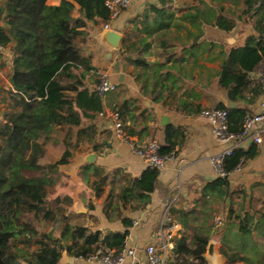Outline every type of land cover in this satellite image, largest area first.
Masks as SVG:
<instances>
[{
	"label": "trees",
	"instance_id": "obj_1",
	"mask_svg": "<svg viewBox=\"0 0 264 264\" xmlns=\"http://www.w3.org/2000/svg\"><path fill=\"white\" fill-rule=\"evenodd\" d=\"M74 1L80 4L85 20L107 22L110 19L111 11L105 0ZM159 1L161 6L151 5L144 14H156L153 20L156 28H169L171 15L175 12L167 7V3L172 0ZM221 1L217 0L211 6L204 0H193L191 10L183 13V19L198 20L200 25L210 23L226 32L236 29L241 21L252 26L255 33L243 45L231 46L225 52L218 73L219 84L227 89L229 99L240 100L251 85L250 73L264 61V0H227L235 5V10H232V5L227 8ZM74 7L72 0H62L58 5L49 4L48 0H7L5 5L0 6V21L6 25L0 26V41L5 46L14 42L11 82L19 95L18 108L5 113L6 121L0 127V264H23L17 262L21 257L27 264H58L64 252L75 257L85 256L100 245L119 251L125 246L129 227L133 224L131 217L121 213L120 219L126 227L124 231H94L83 225H73L64 216V225L58 237L40 232L36 224L37 221L57 219L56 209L48 206L47 195L49 187L56 186L60 181V165L72 155L68 141L72 135L71 128L79 126L83 118H93L104 110L103 95L87 84V78L95 73V68L77 44L76 37L83 33L78 27L86 21L75 22L72 16ZM144 42L145 46L149 45L147 40ZM123 46L125 51L133 49V45L126 42ZM137 50L139 54L144 51L142 48ZM136 61L145 69L151 67V71L145 73L146 78L156 83L161 78L173 77V66L159 62L151 66L140 56ZM172 80L175 82L176 77ZM252 91L254 95L248 99L249 102L255 100L263 87L260 83L255 84ZM129 106L130 101H126L115 109L125 123L126 132L130 135L147 133L150 114L144 119L146 109L137 107L132 110ZM216 107L228 110L230 129L233 131H240L245 117L250 114L223 104ZM138 116L142 117L140 129L136 123ZM234 118L242 119L239 129L232 126ZM65 128L66 148L62 158L44 162L46 144L56 141L57 132ZM180 138H184L182 129L169 124L166 143L160 146L159 154L163 157L177 155L176 145ZM258 153L257 143L237 148L223 163L227 175L205 183L191 208L175 211L183 230L176 238L175 255L167 264H209L205 257L207 245L214 227H221L213 222L216 204L227 205V218L238 221V233L245 238V248L251 245L253 249L251 255L245 256L228 254L224 248L221 252L227 254L230 261L240 259L246 264H264V243L254 235L256 219L258 223L264 221V212H259V216L252 214L244 205L245 192L233 189L229 180L230 173ZM86 170L93 171L97 176L98 186L105 184L106 177H102L104 171L101 168L86 163ZM159 175L160 169L148 166L140 176L127 178L121 185L119 200L124 204L131 203V210L143 209L151 202V193L157 187ZM236 198H242L240 209L235 208ZM64 200L70 201L67 197ZM61 201L63 199L58 196L54 200L55 205L59 207ZM58 210L61 211V208ZM199 212L200 216L197 215ZM258 228L264 235V227ZM20 239L25 246L34 242L38 247L32 252L23 251L17 244Z\"/></svg>",
	"mask_w": 264,
	"mask_h": 264
},
{
	"label": "crops",
	"instance_id": "obj_2",
	"mask_svg": "<svg viewBox=\"0 0 264 264\" xmlns=\"http://www.w3.org/2000/svg\"><path fill=\"white\" fill-rule=\"evenodd\" d=\"M61 1L48 0V3L58 5ZM72 1L75 5L72 11L75 22L85 20L80 4ZM182 1L189 3L188 6H181ZM204 1L211 6L217 3V0ZM6 2L7 0H0V6ZM192 2L193 0L168 1L167 7L175 12L171 15L172 24L169 28H156L153 22L156 14L144 12L151 5L161 6L160 1L134 0L112 22L114 30L123 36L120 49H113L104 42L102 35L107 30L104 28L105 21L85 20L86 23L78 27L83 33L76 37L77 44L95 68V73L87 78L88 86L94 89L100 76L107 74L111 81L117 83V88L103 96L104 114L97 113L93 118H83L79 126L71 128L72 135L68 141L72 155L60 165V181L54 187L55 199L58 196L63 199L59 207L56 205L55 208H61V215H57L61 226L59 225L58 232H46L49 236H60L64 216L68 218L69 223L83 225L94 231H124L126 227L119 216L122 213L133 220L129 227L128 243L144 244L158 226L167 204H173L172 212L178 220L175 211L191 208L195 198L200 195L202 186L220 176L211 158L222 150L223 145L216 139L209 119L201 112L218 104L242 109L246 113H254L260 109L264 91L254 101H248L254 95L252 88L259 84L256 70L250 73L251 85L243 92V98L240 100L229 99L227 89L219 84L218 75L225 52L231 46L243 45L255 32L250 24L243 21L231 32L214 27L210 23H202L198 27V20L183 19V13L191 10ZM221 3L227 8L232 5V10H235V5L229 1L222 0ZM239 8L238 6L237 10ZM0 26L6 27L4 21H0ZM230 38H233L234 42H229ZM145 40L149 42L148 46H145ZM166 41L168 43H165ZM125 42L133 45L132 51H125ZM13 45L14 42L9 43L5 51L0 53V123L6 121V112L18 108L19 95L11 82L14 66ZM137 48H142L145 52L139 54ZM138 56L145 58L151 66L157 62L173 66V77L161 78L158 83L146 78L145 73L151 71V67L145 69L144 65L137 63ZM174 77L175 82L172 80ZM165 83L168 84L167 87ZM126 101H130L129 107L132 110L137 107L146 109L144 119H147L148 114L151 116L147 119L148 132L136 135L140 143L156 139L160 146L164 145L169 124L180 127L184 133V138L178 139L176 145L177 155L169 158L165 167L160 170L157 187L151 193V202L139 210H131V203L121 202L118 194L127 178L140 176L148 165L128 142L116 136L113 120L107 115L110 110L123 106ZM139 113L136 112L137 115ZM163 116L169 117L168 124L162 122ZM141 120L140 116L136 119L138 129L142 127ZM233 120L232 126L239 129L242 119ZM61 131L64 133L57 136L56 141L46 144V148L53 146L59 154L51 157L50 150L46 149V160L42 158L44 162L62 158L66 148L64 142L67 128ZM258 146L259 153L255 157L248 159L229 174L231 187L245 192L244 205L256 216L260 215L259 212H264V131L263 142ZM90 152L96 153L93 162L85 161ZM86 163L104 171V185L98 186V178L93 171H84ZM66 197L69 202L64 200ZM236 200L235 208L240 209L243 206L242 198ZM220 207L223 208L217 204L214 206L216 216L213 222L218 224L216 217L220 216L223 221L221 227H214L211 234L219 253L223 254L221 249L224 248L228 254L251 255V245L245 248V238L238 233V221L227 218V205L222 209L223 214H219ZM197 215L200 216L201 213ZM136 220L139 222L137 225L134 224ZM258 227L263 228L264 221L258 223L256 219L254 231L255 238L264 243V235ZM223 256V264H246L240 259L228 260L227 254ZM22 263L25 264L23 261ZM58 264L85 263L64 252Z\"/></svg>",
	"mask_w": 264,
	"mask_h": 264
},
{
	"label": "built area",
	"instance_id": "obj_3",
	"mask_svg": "<svg viewBox=\"0 0 264 264\" xmlns=\"http://www.w3.org/2000/svg\"><path fill=\"white\" fill-rule=\"evenodd\" d=\"M134 0H105V4L111 11L110 19L104 23L105 29H113L112 22L128 8ZM5 45L0 41V53L5 51ZM257 79L264 91V61L258 65ZM117 83L111 81L107 74L100 76L94 89L101 95L113 91ZM104 114V110L99 112ZM107 113V112H106ZM211 123L212 131L216 139L223 145L222 150L211 159L220 176L227 175L223 170V163L239 147H247L251 143L263 142L264 131V93L260 103V109L248 114L240 131L230 129L229 112L222 107H208L201 112ZM107 115L113 120V128L116 136L128 142L142 160L152 168L162 169L169 158L176 155L163 157L159 154L160 144L156 139L140 143L136 135H130L125 130V123L117 110H110ZM241 166V165H240ZM239 166V167H240ZM238 167V168H239ZM173 204H167L160 217L158 226L153 231L149 240L144 244H132L126 240L125 246L116 251L107 246L100 245L87 255L76 257L85 264H167L175 255L176 238L181 235L182 224L172 212ZM223 218L216 217V222L221 224ZM135 225L139 224L136 220ZM128 238V237H127ZM75 257V256H74Z\"/></svg>",
	"mask_w": 264,
	"mask_h": 264
},
{
	"label": "rangeland",
	"instance_id": "obj_4",
	"mask_svg": "<svg viewBox=\"0 0 264 264\" xmlns=\"http://www.w3.org/2000/svg\"><path fill=\"white\" fill-rule=\"evenodd\" d=\"M188 4L189 3H186V2H184V1H182V4H181V6H185V5H187L188 6ZM198 25V27H200L201 25L200 24H197ZM2 126V123H0V127ZM0 131H1V129H0ZM64 132L63 131H59V132H57V134H56V136H61L62 134H63ZM1 135H0V141H1ZM49 143V142H48ZM50 143H51V141H50ZM54 144V143H53ZM46 149L47 150H50V156L52 157V156H56V155H58L59 153V151H57L56 150V148L55 147H53V146H49V148H45V152H46ZM45 152H44V155H43V158L46 160V157H45ZM55 187V186H54ZM53 186H50L49 187V192H48V195H47V199H48V206H50V207H54V208H56V205H55V202H54V200H55V193H54V188ZM226 207V206H225ZM224 208V207H223ZM222 207L218 210V213L220 214H223V211H222V209H223ZM56 213H57V215L58 216H60L61 215V211L60 210H56ZM36 224H37V226H38V228H39V231L40 232H53V231H56V232H58L59 231V225L61 226V224H59V222L57 221V219L56 220H46V221H37L36 222ZM61 228V227H60ZM190 233V232H189ZM189 241H190V243L192 244L193 242L189 239ZM18 247L19 248H21L23 251H27V252H32L33 250H35L37 247H38V245L37 244H35L34 242H30L29 243V245L28 246H25V244H24V242H23V239H20L19 241H18ZM25 262V264H27V261L23 258V257H21V258H19L18 260H17V262Z\"/></svg>",
	"mask_w": 264,
	"mask_h": 264
},
{
	"label": "water",
	"instance_id": "obj_5",
	"mask_svg": "<svg viewBox=\"0 0 264 264\" xmlns=\"http://www.w3.org/2000/svg\"><path fill=\"white\" fill-rule=\"evenodd\" d=\"M102 38L104 42H106L111 48L113 49L121 48L123 36L120 32L113 30V29H107L103 33ZM229 42H234V39L230 38ZM162 122L164 124H168L169 117L163 116ZM95 158H96V153L90 152L85 157V161L93 162ZM229 202H230V198L227 199V204H229ZM205 257L209 261L210 264H223L224 263V256L223 254L219 253L217 249V244L213 239L209 240V243L207 245V251L205 253Z\"/></svg>",
	"mask_w": 264,
	"mask_h": 264
}]
</instances>
